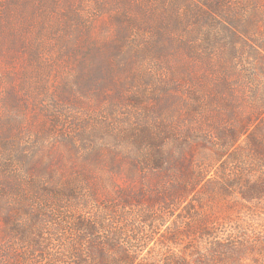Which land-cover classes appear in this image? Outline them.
<instances>
[{"label":"rangeland","instance_id":"obj_1","mask_svg":"<svg viewBox=\"0 0 264 264\" xmlns=\"http://www.w3.org/2000/svg\"><path fill=\"white\" fill-rule=\"evenodd\" d=\"M226 18L233 25L225 29ZM226 51L238 74L218 64ZM222 74L232 79L239 102L226 93L230 103L212 98ZM165 82L173 86L162 111L157 99ZM253 85L259 96L251 98ZM261 96L264 0H0V264H52L47 253L76 240L73 223L92 215L126 216L108 223L126 226L120 243L137 261L190 246L189 238L178 246L165 239L172 223L182 230L184 213L159 210L163 199L154 196L162 193L152 187L160 174L122 153L151 149L140 140L146 132L155 142L169 139L163 144L174 157L171 168L201 159L220 167L214 154L222 132L247 120L251 132L264 116ZM245 139L236 143L242 161L225 165L230 191L221 180L213 193H193L209 228L204 247L264 241V196L246 203L237 192V181L264 178ZM82 168L96 180L93 195L80 185L86 207L56 191L79 188ZM139 209L162 221L141 222ZM16 229L25 234L18 237ZM240 260L264 264L252 252Z\"/></svg>","mask_w":264,"mask_h":264},{"label":"trees","instance_id":"obj_2","mask_svg":"<svg viewBox=\"0 0 264 264\" xmlns=\"http://www.w3.org/2000/svg\"><path fill=\"white\" fill-rule=\"evenodd\" d=\"M225 21V24H223V26L225 25V29L233 25L231 24V19L226 18ZM233 55L231 51H226L218 60V64L222 65L220 67L227 70L226 74H230L231 72L238 74L235 70V66L238 62L233 58ZM249 79L252 80V78ZM218 80H220L218 89L217 91H212V98L217 99L219 97V102L230 103V101L225 98V95H227V97L234 98L239 102V96L232 83V79L222 74V77L218 78ZM172 86L173 82H165L162 84L164 94L157 99L159 110L164 111V109L167 108L168 100L171 98L169 87L172 88ZM219 92H223V94L219 95ZM249 92V97L251 98L253 95L254 97H257V95L259 96V90L256 88V85H253V88H249ZM260 99H262L263 102L260 109H264V97L261 96ZM249 121L250 120L239 122L238 127H233L232 130H229V133L225 134L222 132V142L218 145L217 149H215L214 154L216 155V159L221 163L220 167L216 166L215 161L205 164L201 159L194 163H188V160H185L180 168H171V161L174 160V157L169 153L168 147L164 146L165 142H168L169 139L165 140V138L159 137L155 142V140L151 138V134H146V132L141 136L140 140L143 142L150 141L151 149L145 152L141 150L139 152L122 153L124 156L141 159L144 164L142 167L143 169L152 170L156 175L160 174L161 178L159 179L158 187H152L153 190L159 191L156 193H162V195L156 194L154 196L157 201L158 199H163L162 204H159L160 206L157 205L159 210L169 209L171 215L174 216L177 213H184V215H182L183 218L179 217V221L183 220L185 227L183 226L182 230H180L175 222L172 223L171 232L165 239L170 244L178 246L181 237L189 238L190 246H186L187 248L183 247L182 249L173 248L174 251L163 258L142 259L137 261L129 255L128 250L125 249L126 247L120 243V239L127 229L126 226L122 228H113L108 223L114 220L116 223L122 222L118 219H123V217L126 216L117 214L110 217L109 220V218L106 219L105 217L92 215L93 218H82L73 223L70 232L73 231L78 234L76 240L69 244L60 243L59 254L50 255L47 253L52 264H58L60 262H69L70 264H242L240 259H242L246 252H252L254 256L264 258V241H259L255 244H246L243 242L226 244L224 241H215L211 244L210 248L204 247L201 239L209 235V228L202 226L203 219H201L200 213H197L194 207V200L198 208L201 207V199L192 198L194 194L198 196L204 191L213 193L216 186L218 185L220 187L222 182L223 186L221 188L228 193L232 184H228L231 180V176L228 175V168L225 165L229 160L236 162L242 161V156L239 153L241 150L240 146L236 144L240 136L246 137L245 140L250 147V151L254 157L258 159L259 166L264 168V116L260 118L258 124L255 125L251 132H248ZM212 168L218 170L210 174ZM220 169L222 170L220 171ZM85 171L86 170L82 168L76 179L79 188L82 184L86 186L90 191L89 193L93 195V193L96 192V180ZM221 180L223 181L220 182ZM244 180L245 179H241V181ZM248 181L249 180H245L244 184L237 181L236 185L240 200L251 203L264 196V178L257 182L252 181L250 185ZM165 182L169 186H165ZM215 182H217V184ZM79 188L65 184L62 189L58 188L56 191H59L57 194L61 198L75 203L76 205L83 203L84 207H86L88 206V200L82 197V193L78 195L81 190V188ZM82 190H84V188H82ZM140 190H142V188ZM104 213V215L111 214L110 212ZM138 215L143 223L158 219L162 221L159 213L156 212V216H153L150 209H139ZM16 231L18 232V237L20 234H25L21 229H16ZM99 232H103L102 234H104V236H102V238L98 236ZM38 233L32 236V246L35 248L39 247L38 239L41 238ZM134 240L136 243H140L139 238L136 237Z\"/></svg>","mask_w":264,"mask_h":264}]
</instances>
